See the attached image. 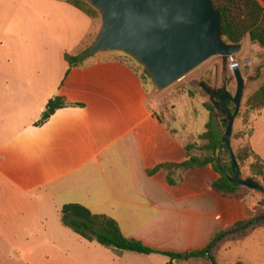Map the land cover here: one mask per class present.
<instances>
[{
  "label": "crops",
  "instance_id": "crops-1",
  "mask_svg": "<svg viewBox=\"0 0 264 264\" xmlns=\"http://www.w3.org/2000/svg\"><path fill=\"white\" fill-rule=\"evenodd\" d=\"M17 1H31L29 7L36 11L48 3ZM88 25L82 30L78 21L68 24V43L75 49L62 51L59 71L53 75L46 71L48 41L42 32L47 28L10 26L22 29L24 39L11 43L6 54V48L0 49V120L13 108L15 123L21 126L13 137L0 141V156L2 145L23 144L7 151L24 153L27 162L19 169L22 184L12 181L15 187H0V199L8 208L22 207L21 192L31 203L52 204L60 213L64 204L80 203L114 218L125 236L157 251L182 257L188 253L180 260L159 252L119 251L64 230L55 221L43 229V244L48 254L52 250L56 255L57 264H68L61 255L71 264H208L190 253L207 246L217 232L253 216L263 193L253 190L242 199L220 196L211 186L219 177L212 165L177 170L176 184L169 183L165 169L149 173L157 165L187 160L185 147L191 142L154 110L140 72L123 57L102 52L78 66L65 60V52L80 54L95 40L100 28L92 17ZM32 30L39 39L27 35ZM56 96L66 105L39 123ZM175 151L179 158L169 157ZM261 230L264 227L247 238ZM222 250L220 264H252L223 257Z\"/></svg>",
  "mask_w": 264,
  "mask_h": 264
},
{
  "label": "rangeland",
  "instance_id": "rangeland-1",
  "mask_svg": "<svg viewBox=\"0 0 264 264\" xmlns=\"http://www.w3.org/2000/svg\"><path fill=\"white\" fill-rule=\"evenodd\" d=\"M30 3L32 2L24 1L21 5L17 0H0L1 52L3 47L7 49L4 53H8L11 43L16 40L21 42L24 39L22 29H14L10 26L42 25L44 29L47 28L46 34L42 32L43 38L48 41V66L46 71L52 75L56 74L60 68L62 51L69 52L75 49L73 44L68 43L70 40L66 30L68 24L78 21L80 29L84 30L83 27L89 26L90 17L72 5L66 3L62 5L56 0H48L47 4L41 3L42 8L38 11L34 7H29ZM25 13L30 15L27 16ZM94 20L96 27L100 28L102 25L101 16L94 18ZM58 28H62V31ZM32 31H29L27 35H31L32 40L39 39L38 33ZM35 35L39 37H35ZM241 43H243V48L237 56L241 60L250 59L251 65H245L241 69L246 80V88L240 111L235 120L231 145L233 151L236 152L245 146L246 142L252 141L254 149L264 158V109L260 113L254 112L248 116L246 113L248 97L264 80V48L258 44H253L248 36ZM105 52H113L114 55L123 57L142 73L144 66L132 56L120 51L107 50ZM63 63L64 65L67 64L65 60ZM257 69L260 70V77L257 79L252 78ZM225 82L228 89L235 93L236 80L233 72L229 70L228 61L219 56L210 58L164 90H159L152 78L144 79L145 88L154 110L177 131L184 132V137L190 140L191 143H196L195 148L191 151L194 153H199L206 143L198 136L207 130L206 123L211 116L217 122L224 121L226 117L216 110L211 111L209 109L210 96L201 87V83L220 88L224 86ZM22 99L24 100V97ZM3 115H5L4 118L0 120V141L13 137L21 126V123H15L16 111L13 108L6 109ZM251 131L252 133L255 132L253 138L249 135ZM11 146L19 149L24 145L18 143L2 145L0 187H15L11 184L12 181L22 184L19 178V169L27 160L23 157L24 153H17V151L12 150L8 152L7 148ZM178 154L175 151L169 157L179 158ZM250 162L247 161L241 166V176L243 178L251 177ZM257 181L264 185L261 178ZM254 191L263 193L264 197V191ZM252 192L253 189L248 191V193ZM20 196L22 207L8 208L0 199V264H57L56 255L52 250L48 254L47 251L50 249H47L43 244L45 242L43 229L46 225L52 228L53 226H50V224L55 221L62 223V227H65L64 230L72 231L73 229L64 224L62 214L57 212L52 204L41 205L36 201L31 203V198L27 194L20 192ZM97 245L99 244L97 243ZM222 247H226L222 250L223 257L230 260L241 258L252 264H264V230L256 232L245 241L235 244H232L231 241L226 242ZM61 256L68 264L72 263L67 256ZM61 256L59 260H61ZM223 263L225 262L223 261ZM227 263L226 261L225 264Z\"/></svg>",
  "mask_w": 264,
  "mask_h": 264
},
{
  "label": "water",
  "instance_id": "water-1",
  "mask_svg": "<svg viewBox=\"0 0 264 264\" xmlns=\"http://www.w3.org/2000/svg\"><path fill=\"white\" fill-rule=\"evenodd\" d=\"M101 15L102 25L87 48L88 54L107 50L124 52L150 73L155 86L164 90L212 57L236 56L243 43L224 40L223 17L212 0H86ZM236 91L227 84L215 88L202 83L215 110L224 114L226 131L222 141L232 155L233 176L219 170L230 181L264 191L255 178H243L231 145L246 80L240 68L233 70ZM232 102L233 107L228 104ZM187 259L188 253L183 254Z\"/></svg>",
  "mask_w": 264,
  "mask_h": 264
},
{
  "label": "trees",
  "instance_id": "trees-1",
  "mask_svg": "<svg viewBox=\"0 0 264 264\" xmlns=\"http://www.w3.org/2000/svg\"><path fill=\"white\" fill-rule=\"evenodd\" d=\"M65 1L92 18L101 16L98 10L86 0ZM212 3L223 17L224 40L226 42L234 44L241 43L248 36L253 44H258L264 48V0H212ZM89 56L91 54H88L87 49L76 55L68 52L64 53L65 60L71 66L82 64ZM140 74L143 79L152 78L145 67H143L142 73ZM260 75V70L257 69L252 78L257 79ZM228 104L233 107V110L235 109L232 102L229 101ZM65 105V100L61 96L50 99L39 123H44L52 114ZM209 109L211 111L216 109L211 101L209 102ZM263 109L264 80L248 97L246 101V113L248 116L250 113H260ZM206 128L207 130L198 136L199 139L206 141L199 153L191 152L195 148L196 143H190L185 147L188 153L187 160L181 163H163L157 165L150 169L149 173L153 174L161 169H165L169 173V183L176 184L174 176L177 170L204 168L212 165L219 173V177L212 182L211 186L220 196L238 199L246 197L250 194L248 191L252 189L230 181L218 167V163H220L223 171L228 173L229 176L234 175L231 152L226 143L222 141V136L226 131V123L222 121L220 125L216 124L211 116L206 123ZM253 133L252 131L250 132V137L253 136ZM234 154L240 168L245 162L251 161L249 164L251 177L257 180L261 178L264 181V159L255 151L252 141L246 142L245 146L236 152L234 151ZM61 214L64 224L70 226L83 238L89 241H97L104 247L114 248L119 251L130 250L145 254L159 252L170 256L172 259H183L181 254L157 251L145 245L139 239L125 236L119 223L114 218L105 214L93 213L83 204H64ZM262 227H264V197L256 206L253 216L241 219L217 232L207 246L191 252L190 255L201 258L208 264H220L219 253L224 248L222 245L229 241L232 244L242 241ZM236 264L244 263L237 262Z\"/></svg>",
  "mask_w": 264,
  "mask_h": 264
},
{
  "label": "built area",
  "instance_id": "built-area-1",
  "mask_svg": "<svg viewBox=\"0 0 264 264\" xmlns=\"http://www.w3.org/2000/svg\"><path fill=\"white\" fill-rule=\"evenodd\" d=\"M227 61H228V67H229V70H231L233 72V70L235 68H240L242 69L245 65H251V60L250 59H239L238 56H229L227 58Z\"/></svg>",
  "mask_w": 264,
  "mask_h": 264
},
{
  "label": "flooded vegetation",
  "instance_id": "flooded-vegetation-1",
  "mask_svg": "<svg viewBox=\"0 0 264 264\" xmlns=\"http://www.w3.org/2000/svg\"><path fill=\"white\" fill-rule=\"evenodd\" d=\"M225 84H227V83L225 82L224 85H225ZM201 85H202V83H201ZM201 87H202V86H201Z\"/></svg>",
  "mask_w": 264,
  "mask_h": 264
}]
</instances>
